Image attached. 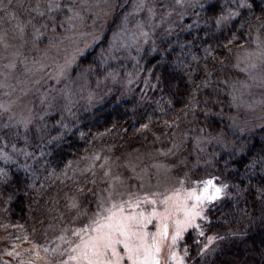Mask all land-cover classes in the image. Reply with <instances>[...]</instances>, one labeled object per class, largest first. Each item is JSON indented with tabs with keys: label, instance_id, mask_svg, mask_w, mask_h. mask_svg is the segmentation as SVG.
I'll return each mask as SVG.
<instances>
[{
	"label": "trees",
	"instance_id": "trees-1",
	"mask_svg": "<svg viewBox=\"0 0 264 264\" xmlns=\"http://www.w3.org/2000/svg\"><path fill=\"white\" fill-rule=\"evenodd\" d=\"M35 2L0 0V31L13 22L27 25V31L46 28L50 13L55 12L56 20L65 13L55 7L48 11L42 0L40 15ZM251 2V9L240 8V0H204L192 8L171 32L136 54L141 73L131 93L113 94L96 106L64 112L68 116L63 120L55 118L26 130L8 125L1 114L3 245L9 248L11 242L27 239L44 253L56 234L52 222L59 220L70 200H80L81 189L89 188L90 179L74 171L93 147L121 143L145 125L168 141L180 142L193 132L209 136L225 132L226 139L233 140L228 125L231 88L242 77L239 52L251 47L254 33H264V0ZM230 11L239 15L217 25V18ZM92 53L96 59L98 53ZM131 59L120 62L125 72L134 68ZM232 146L216 158L217 169L210 172L215 182L228 187L205 209L204 235L198 238L226 232L231 237L201 258L196 253L199 241L192 239L186 246L188 264H264V128L240 152L236 144Z\"/></svg>",
	"mask_w": 264,
	"mask_h": 264
},
{
	"label": "rangeland",
	"instance_id": "rangeland-1",
	"mask_svg": "<svg viewBox=\"0 0 264 264\" xmlns=\"http://www.w3.org/2000/svg\"><path fill=\"white\" fill-rule=\"evenodd\" d=\"M41 1L33 4L36 13L43 11L40 7L37 10ZM58 2V9L65 13L59 20L55 12L50 13L46 18L50 26L44 23L46 28L27 31V25L13 22L10 28L0 31V115L8 125L26 130L55 118L63 120L72 109L96 106L113 94L131 93L141 73V69L136 68V54L143 47L155 44L164 33L171 32L204 0H181L180 4L176 0H143L144 7L138 12H134V5L140 0ZM48 3L49 0H45L43 5L48 7ZM69 8L73 11L69 12ZM125 16H129L126 25L129 30L135 31L137 23L143 25L148 33L146 40L129 41L125 46L113 42L114 33L125 27ZM94 50L98 53L96 59ZM129 58L134 68L125 72L120 62L125 64ZM238 60L242 77L231 88L232 114L228 125L233 140L226 139L222 134L225 132L216 136L193 132V135L183 136L180 142H174L142 127L121 143L114 141L103 148H91L74 171L75 175L90 179L89 188L87 191L81 189L80 200H70L60 212L59 220L52 222L57 228L56 234L49 240L44 253H38L40 249L27 239L11 242L6 248L0 237V264H60L67 259V242L74 239L72 231L89 224L98 203L104 201L107 206L109 194L117 202L128 200L130 193L140 197L153 192L169 195L182 187L181 181L184 188H190L194 181L212 178L211 173L220 161L216 160L218 156L234 144L240 152L245 142L264 128V33L253 34L251 47L240 51ZM214 148L216 152H212ZM151 207L142 206L145 214ZM125 210L132 211L127 206ZM156 224L154 219L146 230L156 232ZM173 230L170 223L169 234L161 242L158 254L160 264H175L169 259L172 252L184 257L188 264L184 253L189 241L197 239L199 251L208 243V237L199 240L200 235L192 228L173 245ZM212 237L215 239L203 253L196 252L200 258L213 252L222 240L231 237V233Z\"/></svg>",
	"mask_w": 264,
	"mask_h": 264
},
{
	"label": "snow or ice",
	"instance_id": "snow-or-ice-1",
	"mask_svg": "<svg viewBox=\"0 0 264 264\" xmlns=\"http://www.w3.org/2000/svg\"><path fill=\"white\" fill-rule=\"evenodd\" d=\"M176 2L180 4L181 0ZM54 7H60L58 0H49L48 11H52ZM143 7V0H140V3L134 5V12L140 11ZM239 7L251 9L253 3L251 0H240ZM38 9L39 5H37ZM68 11L72 12L73 9L69 8ZM149 12L151 13V9ZM39 14L43 15L42 12ZM238 15L239 11H230L220 15L216 23L219 25L222 21ZM128 19L129 16H125V27L113 35V42H119L121 46L128 45L129 41L136 43L141 38L146 40L148 37V33L140 23L135 25V31L129 30L126 27ZM216 179L212 177L203 181H194L190 188H184V182L181 181L182 187L169 195L153 192L145 193L140 197L130 193L128 200L117 202L112 200L109 194L107 206L104 201H100L90 223L84 225L82 229L72 231L74 239L67 242L69 244L66 250L67 259L62 260L60 264H160L158 254L161 251V242L169 234L170 223L174 229L173 245L192 228L196 229L198 235H204L199 221H207L205 209L220 199L228 187L227 184H217ZM143 205L152 206L147 214L142 208ZM125 206L132 211H126ZM154 219L157 221V230L153 233L146 229ZM60 239L63 240L64 237ZM75 239L79 242H74ZM214 239L215 237H208V243L200 249L201 253ZM56 251L53 250L54 253ZM184 255L187 256V249ZM169 259L175 261V264H185L184 257H178L175 252L171 253Z\"/></svg>",
	"mask_w": 264,
	"mask_h": 264
}]
</instances>
